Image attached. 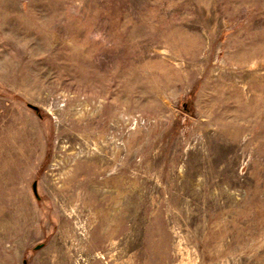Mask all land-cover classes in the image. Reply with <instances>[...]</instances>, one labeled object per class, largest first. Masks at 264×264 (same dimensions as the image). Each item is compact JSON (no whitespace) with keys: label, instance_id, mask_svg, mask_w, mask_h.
<instances>
[{"label":"rangeland","instance_id":"374dc122","mask_svg":"<svg viewBox=\"0 0 264 264\" xmlns=\"http://www.w3.org/2000/svg\"><path fill=\"white\" fill-rule=\"evenodd\" d=\"M25 261L264 264V0H0V264Z\"/></svg>","mask_w":264,"mask_h":264},{"label":"water","instance_id":"95a60500","mask_svg":"<svg viewBox=\"0 0 264 264\" xmlns=\"http://www.w3.org/2000/svg\"><path fill=\"white\" fill-rule=\"evenodd\" d=\"M37 112H39V109L37 108V107H34V106H32ZM32 188H33V193H34V195L36 196V198H40V196H39V193H38V183L37 182H34V184H33V186H32ZM25 264H28L26 261H25Z\"/></svg>","mask_w":264,"mask_h":264}]
</instances>
